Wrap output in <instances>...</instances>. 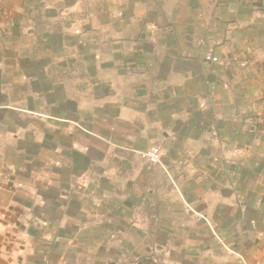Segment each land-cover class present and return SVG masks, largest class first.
Masks as SVG:
<instances>
[{"label":"rangeland","instance_id":"rangeland-1","mask_svg":"<svg viewBox=\"0 0 264 264\" xmlns=\"http://www.w3.org/2000/svg\"><path fill=\"white\" fill-rule=\"evenodd\" d=\"M35 1L39 2L31 8L33 12L35 11L33 14L39 16L37 19L39 22L29 17L24 19L26 22L24 23L33 25L37 22L33 30L39 33L37 34L40 37L38 42L47 46L46 49L44 47H41L42 50L38 49L36 55L37 58H41V62L40 64L36 62L37 66H46L48 69L50 65H55V69L49 80L52 86L49 81H43L44 85L30 83L25 75L30 74L32 70L25 72L23 67L29 69L27 64L31 55L25 54L24 50L26 52L28 50L20 47L22 49H18L17 63L14 64L18 67L16 72L10 75L11 72L6 74L0 71L2 84L6 83L4 81L7 80V76L14 77L13 80L7 81L11 83L10 86L0 87V188L3 190H0V264H249L248 258L256 259L257 253L252 251L253 248H245L246 256H240L228 246L219 245L220 241L217 239H220V235L218 226L213 221V215L216 209L221 212L219 208L221 204H231L237 199L239 193L231 180L219 179L223 176V172L228 175L231 172L230 167L233 168L237 161L249 162L253 156L259 160L262 159L263 164L256 165L254 170L259 171L255 184L256 189L261 193L258 197L259 201L264 197L263 102H251L252 107H257V110L261 107V109L257 111L259 112L257 117L254 116L248 120L251 133L244 141H237L235 131L231 133L230 128L226 126L230 131L222 130L224 135L221 130L211 134L210 137H216L217 144L195 148L197 154L193 153L191 159L200 160L201 158V166L198 164V166L190 167L191 170L182 168V172L186 171L188 178L195 180L192 184L182 183L183 185L191 184L188 191L177 184L179 195L183 197L188 192L191 196L203 191L207 193L200 196L201 200L197 199L190 203V207H187L196 212V217L180 222L181 226H183L182 223H186L184 225L189 228L188 230L196 229L191 234L184 229L171 230L168 225L161 230L157 229L151 223L153 212L150 204L132 210L116 206L115 197L123 191L125 186H129L128 190L132 196H136L138 191L131 182L136 179L135 170L128 169L127 174L119 177L118 167L115 171L118 172L116 176L118 181L112 184V189L117 190L115 193L111 192L109 181L100 182L99 188L94 189V183H89V179L83 180L84 182L78 185L77 189L75 185L68 190L65 187L60 189V193L70 191L69 195L77 192L75 194H79L77 195L79 200L84 202V209L78 206V209L74 210V216L79 218V223L67 222L69 214L72 213L67 212L66 209L64 217L56 219L54 206L58 199H56V193H58L56 190H59V187H54L51 182L54 176L48 169L45 170L43 167L44 174L39 173L38 166L41 165L39 152L34 153V157L28 158L24 154H30V151H22L19 147L13 150L7 146L15 144L17 138L28 137L29 134L32 138L31 130L34 134H38L41 124L43 128V123L51 126L49 129L46 127L47 131L53 132L58 118H54L52 114H62L64 110L74 113L77 106L80 112L84 109L89 111V108L94 111L93 113L98 112L97 110L103 112L106 109L105 102L108 100L105 98V91L109 89L108 81L119 83L113 96L115 99L121 93H119L120 87L126 91V86L130 83L125 79L124 82L119 81L120 67H123L121 63L127 62L126 53L132 52L135 48L151 50L156 47L158 57L153 60H158L156 63L161 65L166 62L165 46L168 43L173 46V40L167 37L169 26H172V30L176 28L177 33L183 32L185 26L186 30H189V26H197V31L202 25L208 28L213 26L215 21L220 22L221 19L229 21L232 17L231 7L228 9L225 6H218L216 11V0ZM219 1L224 5H239L247 0ZM250 2L257 7V10H260L259 15L254 14L253 18L255 16L264 18V0H250ZM47 30L56 34L53 33L54 35L50 36L45 32ZM212 31L209 29L206 34L210 35ZM213 32L218 33L215 29ZM261 33L264 35V31ZM261 39L264 38L257 35L253 40L257 42ZM246 40L248 39L242 41ZM257 46L260 47V43ZM33 48L37 49L35 44ZM112 49L117 50L116 52L121 50L124 55L115 54ZM209 53H213L220 60L221 56L213 52L212 47L208 48ZM12 57V54L0 53L2 60L9 59L13 62L15 57L14 59ZM262 57L261 55L259 60H263ZM22 58H25L24 62L18 61ZM250 74V79L255 77L260 81L256 84H261L264 88V70L250 72ZM56 83L59 85L56 86ZM245 86L251 91L255 88L251 86L248 88L247 84ZM238 95L234 94L233 97L229 94V98H226L229 102L224 105V108L216 109L217 114L222 118L227 117L228 115L223 113L230 114L231 103H234L237 108ZM247 99L248 97L245 96L244 100L247 101ZM207 104L203 102L201 105L207 106ZM245 106L246 104H243V108ZM23 115H28L27 117L31 120L21 117ZM10 116H15L16 124L10 125L8 129L9 126L6 123L10 120ZM20 122H24V128ZM80 125H82L81 122ZM35 138L39 139L37 135ZM154 146L160 149V163H158L161 165L162 154L165 153L167 156L170 150L167 149L168 151L165 152L161 146ZM22 152H24L23 155H21ZM13 154L25 158V162L20 163L26 165L24 171L27 178L28 173L33 172V169L38 170L37 174L31 177L34 180L30 178V185L27 187L18 182L21 181L20 174L17 173L18 165H20L19 157L15 158ZM208 164H212L213 167ZM163 169L165 170V167ZM170 175L173 176L172 173ZM37 179L40 180L38 181L40 187ZM205 180H208L211 185L213 181L216 182V192L204 186L207 184V182L202 183ZM45 181L47 192L43 193L41 186L45 187L42 184ZM33 182L38 187L33 186ZM108 190L110 194L106 193ZM177 190L170 191V196L174 198ZM161 195L164 198L169 194L164 191ZM67 203L71 204L70 198ZM73 203L76 204L75 201ZM113 204L116 206L115 209L112 207ZM200 205L204 210L199 214L197 208ZM63 208L66 207L63 205ZM254 240L258 247L260 239ZM223 241L225 245L227 240L223 239Z\"/></svg>","mask_w":264,"mask_h":264},{"label":"crops","instance_id":"crops-1","mask_svg":"<svg viewBox=\"0 0 264 264\" xmlns=\"http://www.w3.org/2000/svg\"><path fill=\"white\" fill-rule=\"evenodd\" d=\"M36 2L39 1L0 0V53L12 54L13 59L15 57V62L0 59V71L6 74L11 72L8 75L16 72L18 68L14 66L17 63L16 55L19 52L18 49L23 47L28 50L27 52L24 50V53L31 55L27 64L29 69L23 68L25 72L26 70L32 71L28 75L24 74L25 77L30 83L44 85L43 81L51 80L55 65H50L47 69L46 66L40 67L36 63L41 62V58H37L36 55L38 49L42 50L41 47H47L38 42L40 37L37 34L39 33L33 30L37 26L35 24L39 22L37 20L39 16L33 14L35 11L33 12L31 8ZM220 2L215 1V10L217 11L218 6H225L228 9L231 7L232 17L229 21L223 19L221 23L215 21L214 28L213 26L207 28L201 24L198 31L197 26H189V30H186L185 26L183 32L179 30L178 33L176 28L172 30V26L168 27L167 37L173 40V46L169 43L165 46V63L160 65L156 63L158 60H153L158 57L156 47L151 50L135 48L132 52L126 53L127 62L121 63L123 67H120L119 81L124 82L125 79L130 83L126 86V91L120 87L119 99H115L113 96L119 83L108 81L109 89L105 91V98L108 100L105 102L106 109L103 112L97 110L98 112L93 113L91 108L89 111L84 109L80 112L77 106L74 113L64 110L62 114H52L54 118H58L55 121L56 127L53 132L47 131L51 126L43 123V128L41 124L38 134H34L31 130L32 138L29 134L28 137L17 138L15 144L7 145L13 150L19 147L22 151H30L31 155L24 154L25 151L21 154L27 155L28 158L34 157V153L39 152L38 156L40 155L41 161V165L38 166L39 173L44 174L43 167L45 170L48 169L54 176L51 178L54 187H59V190H56L58 201L56 200L54 206L56 219L64 217L66 209L67 212L72 213L69 214L67 222L79 223V218L74 216V210H77L78 206L84 209V202L79 200L77 196L79 194H75L77 192L69 195L70 191L67 190L71 189V186L74 188V185L77 189V186L85 179H89V183H94V189L99 188L100 182L109 181L111 192L115 193L117 190L112 189V184L118 181L116 177L118 172H115L118 167L119 177L127 174L128 169L135 170L136 179L131 182L138 191L136 196H132L128 190L129 186H125L123 191L115 197L116 206L132 210L150 204L153 212L151 223L157 229L161 230L167 225L171 230L174 228L175 230L189 229L184 225L186 223H182L183 226H181L180 222L195 218L196 212L187 207H190L193 201L201 200L200 196L207 193L203 191L191 196L188 192L183 197L179 195L177 184L188 191L195 180L188 178V174L186 171L182 172V168L191 170L198 164L201 166V158L192 160L191 156L193 153L197 154L195 148L198 146H213L217 139L215 136L213 138L210 136L217 130H221L223 134L222 130L230 128L231 133L235 131L237 141H244L251 133L248 120L258 116L257 111L261 109V107L258 110L257 107H252L251 102H263L264 104V88L261 84H256L260 81L255 77L252 76L253 79H250V72L264 70V39L259 40L260 42L253 40L257 35L264 38L261 33L264 31V18L256 16L253 18L254 14L259 15L260 10H257L250 0L243 1V4L239 5H224ZM29 17L37 22L33 25L25 24L24 19ZM209 29L210 31L215 29L218 33L214 34L212 31L210 35H207L206 32H209ZM45 32L50 36L56 34L48 30ZM245 39L248 40L242 41ZM259 43L260 47L257 46ZM33 44L37 49L33 48ZM209 47L221 56L220 60L215 63L206 59ZM116 51L113 50L115 54L124 55L121 50ZM261 55L263 60H259ZM24 60L25 58L18 59L20 62ZM34 70L39 73H32L35 72ZM6 79L5 84L0 82V87L10 86L11 83L7 81L13 80L14 77L7 76ZM49 84L52 86L51 81ZM246 84L249 85L248 88L250 86L255 88L252 91L248 90ZM57 85L59 84L56 83ZM229 94L233 97L234 94H239L238 106L236 108V105L231 103L229 105L230 114L223 113L228 115L223 119L224 117L222 118L216 111L227 105ZM245 96L248 97L247 101L244 100ZM203 102L206 104L208 102L207 106H202ZM243 104H246L245 108ZM27 116L21 117L31 120ZM9 119L6 123L9 126L8 129L10 125L16 124L15 116H10ZM20 125L24 128L25 124L20 122ZM36 135L38 140L35 138ZM154 145L161 146L165 152L168 151L167 149L170 150L167 156L165 153L162 154L163 163L161 165H159L160 162H152L146 155V152ZM13 155L16 156L15 158L19 157L16 154ZM253 157L249 159V162L246 160L243 163L235 162L233 168L230 167L231 172L228 175L222 173L223 176L219 179L231 180L239 194L231 204H221L219 207L221 212L215 210L213 221L218 226L220 239L217 241H220L218 243L221 247L228 246L240 256H246L245 248H253L252 251L257 253V258L253 260L248 258L249 264H264V197L259 201L258 197L261 193L255 186L259 171L254 170L255 166L262 165L263 161ZM18 159L20 165H18L17 173L20 174L21 179L18 182L27 187L30 185V178L33 174H37L38 170L33 169V172L28 173L27 178L24 171L26 165L20 163L25 162V158L19 157ZM208 165L213 167L212 164ZM162 166L167 170L165 171ZM168 172H171L173 176L171 177V173ZM38 181L40 180L37 179L40 187ZM183 182L191 184L183 185ZM213 182L212 185L208 180L202 183L209 187V190L215 191L217 190L216 182ZM42 184L45 186L44 188L41 186L44 191L42 192L46 193L47 182ZM32 185L38 187L34 182ZM64 187L67 189H65L67 194L64 191L60 193V189ZM175 190H177V195L173 198L170 196V191ZM164 191L168 192V197H162L161 193L164 194ZM106 193L110 194V191ZM69 198L71 204L68 205ZM60 200L63 202L62 205ZM74 201L76 204L73 203ZM63 205L66 208H63ZM114 205L112 207L115 209ZM203 210L201 205L198 206L199 214ZM193 230L196 229L188 231L191 234ZM222 238L227 240L225 245H223ZM256 238L260 239L258 247V244L254 242Z\"/></svg>","mask_w":264,"mask_h":264},{"label":"built area","instance_id":"built-area-1","mask_svg":"<svg viewBox=\"0 0 264 264\" xmlns=\"http://www.w3.org/2000/svg\"><path fill=\"white\" fill-rule=\"evenodd\" d=\"M206 59L211 63H215L218 61V57L213 53L207 54ZM146 155L150 158L152 162L160 161V149L157 146H154L150 150H148L146 152Z\"/></svg>","mask_w":264,"mask_h":264}]
</instances>
